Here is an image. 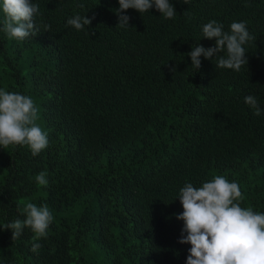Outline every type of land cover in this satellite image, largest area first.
Listing matches in <instances>:
<instances>
[{
  "label": "trees",
  "instance_id": "obj_1",
  "mask_svg": "<svg viewBox=\"0 0 264 264\" xmlns=\"http://www.w3.org/2000/svg\"><path fill=\"white\" fill-rule=\"evenodd\" d=\"M30 2L39 34L0 31V89L33 99L48 146L0 148V264H186L179 190L217 175L264 213V112L245 103L264 109V0H170L173 19L121 13L130 28L117 27L118 0ZM76 15L95 19L76 30ZM212 20L226 32L245 22L254 37L239 72L214 58L191 67L192 47L215 45L202 35ZM27 203L48 206L47 236L26 227L12 240L4 226L26 219Z\"/></svg>",
  "mask_w": 264,
  "mask_h": 264
},
{
  "label": "clouds",
  "instance_id": "obj_2",
  "mask_svg": "<svg viewBox=\"0 0 264 264\" xmlns=\"http://www.w3.org/2000/svg\"><path fill=\"white\" fill-rule=\"evenodd\" d=\"M118 3L117 27L120 28H130L131 18L121 14L129 9L144 14L155 7L164 19L177 15L170 0H118ZM0 11L4 16L0 31L10 39L24 41L39 34L34 22L39 13L38 4L30 0H0ZM92 19L76 15L68 19L67 24L83 30L91 25ZM44 28L48 32L50 25ZM202 35L203 39L215 40V45L207 49L199 44L192 47L187 53L191 67L199 70L201 57L211 61L214 58L216 67L236 72L247 65L244 45L254 37L249 34L245 22L231 23L230 31L226 32L223 24L212 20L203 25ZM245 103L256 116L264 112L255 96L245 97ZM38 119L39 109L30 96L0 89V148L27 146L34 157L39 155L48 146V134L37 124ZM45 177L46 173L41 172L35 180L46 186ZM178 199L183 208L176 216L183 221L179 243L191 245L186 264H264V213L241 207L242 192L237 183L229 182L222 175L200 187L188 182L179 190ZM23 212L26 219H17L4 226L11 231L12 240L18 239L26 227L35 234L34 238L46 237L53 221L48 206L27 203ZM40 247L39 243H34L31 251L35 253Z\"/></svg>",
  "mask_w": 264,
  "mask_h": 264
},
{
  "label": "rangeland",
  "instance_id": "obj_3",
  "mask_svg": "<svg viewBox=\"0 0 264 264\" xmlns=\"http://www.w3.org/2000/svg\"><path fill=\"white\" fill-rule=\"evenodd\" d=\"M27 59V56H24L23 57V59H22V61H21V67L23 68V69H26V64H25V60Z\"/></svg>",
  "mask_w": 264,
  "mask_h": 264
}]
</instances>
